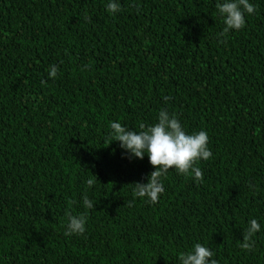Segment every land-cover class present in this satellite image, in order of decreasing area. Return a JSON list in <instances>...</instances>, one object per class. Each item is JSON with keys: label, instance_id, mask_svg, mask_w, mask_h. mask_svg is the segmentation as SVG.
I'll list each match as a JSON object with an SVG mask.
<instances>
[{"label": "trees", "instance_id": "16d2710c", "mask_svg": "<svg viewBox=\"0 0 264 264\" xmlns=\"http://www.w3.org/2000/svg\"><path fill=\"white\" fill-rule=\"evenodd\" d=\"M108 2L0 0V264H180L196 243L264 264V0L224 43L218 0ZM161 109L206 131L213 158L202 182L170 170L153 205L133 190L155 169L110 123L138 132ZM66 212L87 216L83 236L64 235Z\"/></svg>", "mask_w": 264, "mask_h": 264}, {"label": "clouds", "instance_id": "9594fccd", "mask_svg": "<svg viewBox=\"0 0 264 264\" xmlns=\"http://www.w3.org/2000/svg\"><path fill=\"white\" fill-rule=\"evenodd\" d=\"M216 9L223 18L225 27L218 36L224 37V43L229 32L240 31L246 26V14L252 15L256 11V6L250 0H222L217 2ZM106 10L115 15L123 9L119 0H109ZM85 20L90 17L85 16ZM83 70V69H82ZM59 68L51 65L48 71L49 78L55 79L58 76ZM42 84L47 81H41ZM165 101L171 97H164ZM110 139L118 141L120 147L128 154L129 159L138 158L143 160L147 154L150 164L155 171L149 174L147 183H134V198L146 200L149 204L159 203L161 195L165 192L162 182L167 177L170 170L186 177H192L197 182H202L203 172L198 166L200 161H208L213 158V153L209 148L210 137L206 131H198L187 134L175 113H169L167 109H161L158 113V122L154 125L140 124V131L130 130L119 122L110 123ZM88 187H92L94 180L89 178L86 181ZM252 188L253 185L249 184ZM83 205L86 209H94L95 204L89 199L87 194L83 195ZM67 224L64 235L83 236L86 232L87 216L85 214L73 215L66 212ZM261 230V225L256 219L249 222L248 228L243 233V242L239 247L248 252L254 250V235ZM215 252L210 248L196 243L191 250L181 253L180 264H219L215 259Z\"/></svg>", "mask_w": 264, "mask_h": 264}]
</instances>
